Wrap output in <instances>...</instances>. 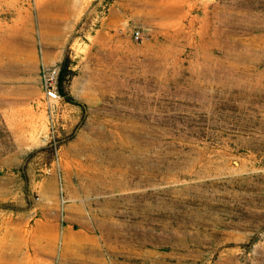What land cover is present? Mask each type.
<instances>
[{
	"label": "rangeland",
	"instance_id": "1",
	"mask_svg": "<svg viewBox=\"0 0 264 264\" xmlns=\"http://www.w3.org/2000/svg\"><path fill=\"white\" fill-rule=\"evenodd\" d=\"M0 264H264V0H0Z\"/></svg>",
	"mask_w": 264,
	"mask_h": 264
},
{
	"label": "built area",
	"instance_id": "2",
	"mask_svg": "<svg viewBox=\"0 0 264 264\" xmlns=\"http://www.w3.org/2000/svg\"><path fill=\"white\" fill-rule=\"evenodd\" d=\"M143 33L140 29L135 30V37L142 38ZM59 69L46 68L44 71V89L45 102L51 106L56 100L61 98V93L58 87Z\"/></svg>",
	"mask_w": 264,
	"mask_h": 264
},
{
	"label": "trees",
	"instance_id": "3",
	"mask_svg": "<svg viewBox=\"0 0 264 264\" xmlns=\"http://www.w3.org/2000/svg\"><path fill=\"white\" fill-rule=\"evenodd\" d=\"M71 58L69 55H67L65 57V59L62 62L61 68H60V72H59V76H58V82L60 85V89L61 91L66 94V90H65V85H64V80L67 76V74L72 73V68L70 67L71 65Z\"/></svg>",
	"mask_w": 264,
	"mask_h": 264
}]
</instances>
